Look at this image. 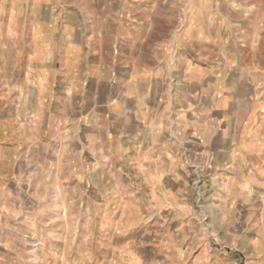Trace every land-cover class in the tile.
Segmentation results:
<instances>
[{
  "label": "rangeland",
  "instance_id": "374dc122",
  "mask_svg": "<svg viewBox=\"0 0 264 264\" xmlns=\"http://www.w3.org/2000/svg\"><path fill=\"white\" fill-rule=\"evenodd\" d=\"M241 1L62 0L61 6L77 8L74 15L77 22L88 23L91 39L85 49L87 61L92 65L100 58L115 61L117 55L125 52L121 41L124 9L143 7L152 10L135 16L138 33L142 39H147L142 46L130 44L126 52L141 56L139 63L145 67L149 66L148 57L154 50L159 61L169 54L175 58L187 55L193 62H213L220 55L212 43V37L218 31L222 36V55L234 56L239 21H243L248 35L255 23H260L251 15L238 14L236 6ZM192 8L202 10L204 14H187ZM153 10H157L156 14ZM35 17L38 16L33 15L31 19ZM66 17L70 18L69 15ZM199 17L205 20V44L176 46L181 42V33L193 22L192 18ZM155 18L157 31H152L150 37L149 30ZM155 35L156 45L153 42ZM114 65L116 70L108 74L111 82L116 75L123 74L120 72L123 66L117 62ZM21 82V78L14 80L15 85ZM90 82L94 89L95 80ZM157 89L156 101L164 106L171 103L172 95L166 92L167 85L160 82ZM186 96L179 94L178 99ZM106 97L100 95V99ZM109 97L112 99V94ZM93 100V95L79 94V106ZM83 113L85 111L79 109V119ZM8 119L17 120L19 125L29 122L31 127L38 125L39 120L38 112L29 116L27 112L0 106V124L3 122L0 139L4 138L0 142V264H246L247 259L253 258L254 264L264 263V175L250 176L243 186L246 189H221L235 185L226 183L227 178L225 182H216L217 176L199 175L196 159L189 162L176 159L174 175L166 180L165 175L156 170L154 183L142 185L140 180L135 181L138 175H134L131 167L134 162L128 158L100 160V166L106 167L108 174L89 175L87 170L93 163L87 156L88 138L80 134L75 158L77 187L74 189L65 184L69 180L66 175L59 190L47 182L51 176L21 173V168L28 166L27 160L21 157L23 143L20 140L14 142L12 136L7 140L4 123ZM162 123L166 125V118ZM82 126L85 127V123ZM109 128V146L115 151L118 125L112 117ZM138 129L136 126L130 128L132 132ZM83 130L85 133V128ZM141 130L137 139L144 141L149 150L171 149V145L153 148L154 144H159L160 136L148 126ZM161 137L162 142L170 141L177 152L196 149L190 143L183 145L174 133L166 135L167 138ZM90 138L92 148L98 149V134L94 132ZM130 139L131 145L126 147L134 150L135 137ZM54 149L58 157L56 146ZM41 153L43 149L40 151L36 146L31 152L36 165ZM55 159V163L61 165V160ZM124 164L127 166L125 175L119 169ZM159 164L156 162L154 168L165 171L166 165L161 162L162 168H159ZM217 178L225 179V176L218 175Z\"/></svg>",
  "mask_w": 264,
  "mask_h": 264
},
{
  "label": "crops",
  "instance_id": "0c3cea01",
  "mask_svg": "<svg viewBox=\"0 0 264 264\" xmlns=\"http://www.w3.org/2000/svg\"><path fill=\"white\" fill-rule=\"evenodd\" d=\"M61 4L62 0H0V106L27 112L29 116L38 112L39 119L38 125L33 127L29 122L19 125L12 119L4 123L7 140L12 136L14 142L23 143L21 157L27 160L28 166L21 168L22 174L51 176L47 182L59 190L65 176L69 175L65 184L76 189L78 137L85 134L89 144L87 156L93 163L87 170L89 175L108 174L107 168L99 162L110 158L133 160L131 167L134 175H138L135 181L140 180L142 185L154 183L156 170L162 172L166 180L174 175L176 159L188 162L196 159L199 175H223L225 179L216 177L214 181L228 180L226 183L235 185L221 189H246L243 186L250 176L264 175V0L237 3L238 14L251 15L260 23H255L248 35L243 21H239L234 56L222 55V36L218 31L212 43L220 55L213 62H193L187 55L175 58L169 54L159 61L154 50L148 57L149 66L145 67L139 63L141 56L126 52L130 44L142 46L147 39H142L138 33L135 16L152 10L124 9L121 41L125 52L117 55L115 61L100 58L92 65L87 61L85 49L91 39L88 23L77 22L74 17L77 8ZM199 11L192 8L187 14H204ZM33 15L38 17L32 20ZM192 21L181 33V42L176 46L205 44L204 18H192ZM152 31H157L156 18L149 30L150 37ZM116 62L123 66L120 71L123 74L116 75L111 82L108 74L116 70ZM19 78L21 84L15 85L14 80ZM91 80H95L94 89ZM160 82L167 85L166 92L172 95L171 103L165 106L156 101ZM79 94L93 95L95 100L79 106ZM103 94L107 96L105 100L100 99ZM179 94L187 96L178 99ZM79 109L85 111L81 119ZM111 117L118 125L115 151L109 146ZM163 118H166V125L162 123ZM131 126L139 129L132 132ZM143 126L151 127L153 133L160 136L159 144H154L153 148L171 145V149L156 151L144 146V141L137 139ZM94 132L98 134V149L92 148L90 136ZM173 133L181 138L183 145L190 143L196 149H185L181 153L173 149L170 141L162 142L161 136L167 138L166 135ZM131 137H135L134 150L126 147L131 145ZM35 146L40 151L43 149L37 165L31 154ZM54 146L58 149V157ZM55 158L61 160L60 166ZM156 162H163L165 171L154 168ZM160 164L158 167L162 168ZM125 165L119 168L123 175L127 169ZM253 259H247L246 264H254Z\"/></svg>",
  "mask_w": 264,
  "mask_h": 264
},
{
  "label": "bare ground",
  "instance_id": "6f19581e",
  "mask_svg": "<svg viewBox=\"0 0 264 264\" xmlns=\"http://www.w3.org/2000/svg\"><path fill=\"white\" fill-rule=\"evenodd\" d=\"M49 16V15H48Z\"/></svg>",
  "mask_w": 264,
  "mask_h": 264
}]
</instances>
